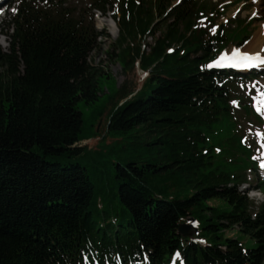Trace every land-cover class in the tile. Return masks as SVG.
<instances>
[{
	"label": "trees",
	"instance_id": "1",
	"mask_svg": "<svg viewBox=\"0 0 264 264\" xmlns=\"http://www.w3.org/2000/svg\"><path fill=\"white\" fill-rule=\"evenodd\" d=\"M171 1L88 0L78 11L11 3L0 22L8 40L0 46V264H177L175 252L183 264H263L264 204L253 210L238 190L254 167L234 115L239 76L206 67L242 45L252 22L217 24L224 7L210 1L182 0L167 12ZM93 11L116 22L122 69L138 62L146 73L134 92L115 86L107 135L125 146L108 174L78 146L77 104L94 103L110 78L89 62ZM159 23L143 51L135 41ZM189 217L197 225L183 237ZM234 225L255 246L226 236Z\"/></svg>",
	"mask_w": 264,
	"mask_h": 264
},
{
	"label": "rangeland",
	"instance_id": "2",
	"mask_svg": "<svg viewBox=\"0 0 264 264\" xmlns=\"http://www.w3.org/2000/svg\"><path fill=\"white\" fill-rule=\"evenodd\" d=\"M52 3L57 5L67 6L73 10H79L83 8L88 0H51ZM204 2L210 1L212 4L221 10L224 7L222 16L219 17V23H225L226 27L229 26V20L234 18L245 19L251 21L250 34L247 41L242 45L230 44L226 47V51L232 49H240L243 52L255 51L264 47V0H201ZM178 0H172L167 12L177 4ZM3 13L0 12V22L3 18ZM113 19L109 12L105 15H101L99 12H93V23L96 34V47L89 54V62L92 66L101 69L102 73L108 74L110 78H102L100 80V92L98 99L92 104H85L79 102L77 109L82 113L83 125L80 136L85 140L78 143V146H86L87 152L85 162L96 159L101 170L104 169L108 174L111 172L113 165L117 158V153L120 150L121 145L125 146V142L116 140L113 135H107V119L108 113L112 106L118 101V96L115 95V86H121L125 84V91L134 92L142 85L145 74L138 67V62L129 70H123L117 61L115 54L117 50L113 48L114 42L118 37V28L115 25V29L111 26ZM157 22V21H156ZM163 24L157 26L154 31V35L147 34L145 36L138 37L135 43H139L142 50L149 51V46L154 44L155 38L159 36L162 30ZM152 31V32H153ZM261 34L263 37L261 42L255 49H248L252 47V40L255 35ZM133 43L132 46L135 44ZM0 46L3 50L8 48V40L4 35H0ZM259 51V50H258ZM264 73V67H263ZM116 84V85H115ZM234 93L237 94L239 103L234 104L236 106H242L247 104L251 108H257L260 110V103L264 101V76L255 80L244 79L237 82ZM123 101V100H121ZM120 102V101H119ZM240 111V110H238ZM237 116V120L240 123L242 130H240L241 137L244 140L246 146L250 149V159L257 164L260 158L264 155V131L261 126L253 121L251 118H247L245 112L241 111L234 113ZM112 144V145H108ZM99 150H102L99 151ZM92 151V152H90ZM99 151V152H98ZM88 169H91L90 165H87ZM247 177V184L241 185L238 190L245 193L248 199L253 203V210H257V207L264 203V196L257 193L247 192V188L256 186L259 182H264V177L254 171L249 173V170H245ZM243 190V191H242ZM255 196V197H254ZM209 206L219 205L218 200H211L208 202ZM191 232L192 227L188 228ZM238 226L234 225L232 229L225 232L226 236H236L239 238L244 248H251L255 246V242L243 233H237ZM202 242V241H201ZM179 260V256H175V261ZM264 264V262H263Z\"/></svg>",
	"mask_w": 264,
	"mask_h": 264
},
{
	"label": "bare ground",
	"instance_id": "3",
	"mask_svg": "<svg viewBox=\"0 0 264 264\" xmlns=\"http://www.w3.org/2000/svg\"><path fill=\"white\" fill-rule=\"evenodd\" d=\"M111 26H113V28L115 29L116 27H115V25H114V23L112 24V21H111ZM263 37L261 36V34H258V35H255L254 37H253V40H252V47L250 46V47H248V49H255V47H257V45H259V43L261 42V39H262ZM259 50V51H258ZM258 50H255V51H246L247 53H249V54H255V53H261L263 56H264V47H263V50L262 49H258ZM243 52V51H242ZM264 158H261L260 160H263Z\"/></svg>",
	"mask_w": 264,
	"mask_h": 264
},
{
	"label": "snow or ice",
	"instance_id": "4",
	"mask_svg": "<svg viewBox=\"0 0 264 264\" xmlns=\"http://www.w3.org/2000/svg\"><path fill=\"white\" fill-rule=\"evenodd\" d=\"M233 57H240L242 60H252V59H259V54L257 53L256 56H250L249 53L247 52H243L241 53L239 49H236ZM262 167H264V165H261Z\"/></svg>",
	"mask_w": 264,
	"mask_h": 264
},
{
	"label": "water",
	"instance_id": "5",
	"mask_svg": "<svg viewBox=\"0 0 264 264\" xmlns=\"http://www.w3.org/2000/svg\"><path fill=\"white\" fill-rule=\"evenodd\" d=\"M192 223V219L188 218L187 222L179 227V233L183 236H186L189 234L188 228L190 227Z\"/></svg>",
	"mask_w": 264,
	"mask_h": 264
}]
</instances>
